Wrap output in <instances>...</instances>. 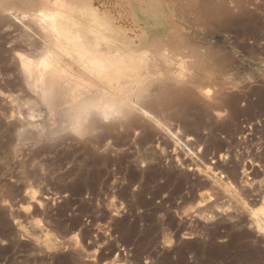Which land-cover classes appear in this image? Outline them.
I'll use <instances>...</instances> for the list:
<instances>
[{
    "label": "rangeland",
    "instance_id": "1",
    "mask_svg": "<svg viewBox=\"0 0 264 264\" xmlns=\"http://www.w3.org/2000/svg\"><path fill=\"white\" fill-rule=\"evenodd\" d=\"M156 2L121 0L114 14L103 3L87 10L105 11L99 38L115 43L113 67L86 63L72 47L42 65L57 95L76 79L115 99L123 81L145 93L155 89L143 88L150 82L168 81L167 100L152 95L149 111L190 139L192 151H174L163 124L137 107L107 117L89 111L70 125L59 120L60 103L30 111L41 87H27L20 61L43 40L15 19L17 33L36 43L26 39L19 58L9 55L11 72L0 69V109L33 117L18 132L0 124V264H264V0H245L261 20L255 38L202 25L176 0L167 13ZM165 13L169 31L224 53L228 66L201 76L190 68L194 56L181 60L168 46L154 56L145 31ZM6 45L0 40V51Z\"/></svg>",
    "mask_w": 264,
    "mask_h": 264
},
{
    "label": "bare ground",
    "instance_id": "2",
    "mask_svg": "<svg viewBox=\"0 0 264 264\" xmlns=\"http://www.w3.org/2000/svg\"><path fill=\"white\" fill-rule=\"evenodd\" d=\"M0 0V40L6 41V49L0 51V69L9 70L7 64L11 63V55L15 60L21 56L20 49L26 39L32 43H36L28 32L17 33V23L15 19H22L25 26L33 29L35 34L43 40L38 51L37 45H31L27 55L20 61L21 68L25 74L24 83L29 89L37 86L41 87L39 99L29 101L30 111H34L36 106H42L46 109H52L57 102L61 106L58 108V117L60 122L66 125L74 124V122L82 119L89 111L95 112L97 116L107 117L116 108L129 113L136 107L145 115H150L158 123L163 124L164 131L167 132L172 144L179 149V144L186 146L190 151V139L183 140L179 133L172 126L164 123L162 119L149 111V107L155 106L157 103H163L167 100L164 95V87L168 85V81L159 84L150 82L143 88L148 89L155 85V89L151 93H145V89L130 91V88L123 81L126 87L123 90L122 98L115 99L113 95L100 92L95 89V84L90 81H81L76 79L73 84L63 86L60 90L64 93L55 94L53 81H49L46 77V67L42 63L53 52H60L63 47H72L79 55V59H83L86 63H93V60H102L106 67L114 66L115 52L114 42L107 39L99 38L100 25L99 18L105 14V11L90 13L92 5L104 4L116 13L118 4L121 0ZM149 4L154 5L155 0H147ZM154 1V2H153ZM174 0H157L156 7L161 10H168L172 6ZM182 10L192 11L196 15V20L205 26H224L234 29L238 34H246L249 38L259 36L258 30L260 25V17L252 13L245 5V0H176ZM86 10V11H85ZM166 13L168 11H165ZM161 14V19L155 20L158 27L149 28L145 32V38H148V45L154 56L161 55V47L168 46L175 49V56L182 60L183 57L193 56L197 62L190 65L201 76L206 74L210 68L213 70L223 71L230 61V57L219 51H213L209 47H200L196 41L180 37L175 31H169L165 24L168 23L169 17ZM123 15V13H121ZM154 22V21H151ZM67 23L66 25H62ZM61 24L60 28L55 30L54 26ZM115 25V24H114ZM161 25V26H160ZM138 31V30H137ZM130 33V32H128ZM102 35V33H100ZM141 37V36H140ZM139 35L137 39L140 38ZM96 39V40H95ZM115 39V38H113ZM134 37L127 38L125 44H129ZM57 42L56 44H54ZM62 42V46L58 45ZM41 56L38 63L34 61V57ZM85 57V58H83ZM205 63V64H204ZM208 63V64H207ZM117 65V62H116ZM35 67L40 69L35 71ZM11 72V70H9ZM164 73L168 75V67L164 66ZM35 72V73H34ZM96 74L99 75V82L103 79V68H100ZM127 82V81H126ZM15 83V82H12ZM13 85V84H11ZM14 86V85H13ZM16 86V83H15ZM63 95L60 100H55L54 96ZM100 97V98H99ZM0 96V101H3ZM64 102V104L62 103ZM33 117V113L21 115L9 109H0V124L7 131H16L25 129L29 120ZM96 119V118H95ZM93 119V121L95 120ZM162 126V125H161ZM87 125L85 130L91 128ZM162 129V130H163ZM161 130V131H162ZM165 132V133H166ZM195 161L190 162V169L194 166ZM233 173L241 179L246 177V169H233ZM208 179H210L208 177ZM222 180V178H221ZM176 186H179L178 184ZM180 187V186H179ZM178 188V187H177ZM179 190V188H178ZM260 227L264 228V222L258 220Z\"/></svg>",
    "mask_w": 264,
    "mask_h": 264
},
{
    "label": "snow or ice",
    "instance_id": "3",
    "mask_svg": "<svg viewBox=\"0 0 264 264\" xmlns=\"http://www.w3.org/2000/svg\"><path fill=\"white\" fill-rule=\"evenodd\" d=\"M208 95H211V93L209 92Z\"/></svg>",
    "mask_w": 264,
    "mask_h": 264
}]
</instances>
